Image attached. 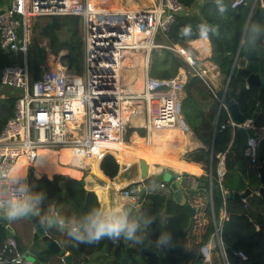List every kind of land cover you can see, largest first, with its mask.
Returning <instances> with one entry per match:
<instances>
[{
	"label": "built area",
	"instance_id": "2783aa9c",
	"mask_svg": "<svg viewBox=\"0 0 264 264\" xmlns=\"http://www.w3.org/2000/svg\"><path fill=\"white\" fill-rule=\"evenodd\" d=\"M0 5V50L11 59L22 58L0 68V90L7 88L11 95H0V100L13 98V114L0 131V177L11 176L15 171L25 173L26 182L35 191V180L45 175L36 173V167H45L44 152L60 157L68 150L73 166L100 161L106 154L114 155L118 168L143 159L148 168L165 166L172 170L171 181L177 180L183 188L197 189L199 178L207 180L211 191L217 183L222 197V210L218 220L212 210L213 238L222 257L227 260L223 241L224 224L228 219L229 192L222 186L224 171L213 173L212 168L199 170L194 164L176 160L178 165L148 163L136 149L150 156L156 132L175 130L189 132L181 112V92L188 73L198 76L215 95L208 81V70L201 66L191 50L170 37V28L178 14L186 7L178 0H4ZM245 0H232L231 7ZM50 16H75L81 19L83 63L81 74L70 71L60 62L44 69L41 77L31 78L27 57L31 43V26L34 20ZM170 50L184 62L173 77L154 78L150 75L151 53ZM128 70L127 76L124 71ZM131 70L141 72V88L126 87L135 82ZM218 98L219 108L227 118L215 130L229 128L232 134L228 147L219 153L223 164L225 154L235 142L237 128L253 130L243 148V157L249 167L257 168L258 144L264 138V128L255 130L252 119L235 121L225 104V93ZM215 97H217L215 95ZM143 119L145 136L142 148L131 145L125 138V128L131 116ZM130 121V122H129ZM129 126V125H128ZM129 153V154H128ZM76 162H79L77 164ZM58 163L64 164L58 159ZM181 163H185L184 166ZM169 182L157 180L153 174L118 188L124 198H137L143 204L148 196L171 198ZM13 183L0 180V192L12 195ZM235 192H231L233 196ZM244 200V199H243ZM135 204V205H136ZM244 205V204H243ZM245 206V205H244ZM1 223V222H0ZM212 261L211 244L202 247ZM237 255L246 260V255ZM0 264H32L21 255L12 236L0 245Z\"/></svg>",
	"mask_w": 264,
	"mask_h": 264
},
{
	"label": "trees",
	"instance_id": "16d2710c",
	"mask_svg": "<svg viewBox=\"0 0 264 264\" xmlns=\"http://www.w3.org/2000/svg\"><path fill=\"white\" fill-rule=\"evenodd\" d=\"M186 8L197 7V12L187 16L177 15L174 23L170 28V37L173 41L179 42L186 46V41L194 40L198 37L197 29L199 25H207L210 28L208 38L212 43L211 58L216 62L219 69L229 76L225 96H228L238 107L242 116L250 119L257 104H260L261 110L252 120L255 130L264 128V76L262 74V62L264 61V0H249L237 7H231L232 0H202L197 4L196 0H178ZM220 8H226V11H219ZM78 18L75 16H50L44 21H39V18L34 20L31 26V34L33 41L29 45L27 63L31 72L32 79H38L44 72V59L46 55L45 46L40 44V40L46 41V46L49 47L47 52L57 56L60 50L68 52L61 56L63 65L70 71L76 74H81L83 63V39L79 28ZM191 26L193 29L192 38L182 34V30L186 26ZM256 26L260 27V32L255 31ZM64 33L62 35L61 33ZM248 53L251 57L246 55ZM237 55V58L235 57ZM47 59V56H46ZM240 62L241 65H249L250 72L260 75V83L257 85H248L246 80L235 74L232 67ZM15 62L0 50V68L5 65H11ZM184 68V62L174 52L170 50L153 51L151 53L150 75L154 78H169L173 77L177 71ZM235 69V67H234ZM128 71H124V76H127ZM197 85L195 89L207 93L205 99L210 98L209 112L200 113V128L192 127L191 111L188 107L181 104V112L184 115V120L189 127H192L198 138L208 145L212 143V158L214 167L218 158L216 154L222 153L228 147L232 134L229 128L222 131L217 130L212 142L213 124L217 125L224 123L227 114L219 108V101L207 91L206 84L195 75L188 73L185 86L188 88ZM13 98L0 100V131L5 122L13 114ZM219 111V112H218ZM131 128H127V133ZM237 134V133H236ZM139 148L142 147V139L136 138ZM238 137L235 136V142L225 154V165L229 169L233 168L234 163L230 160L235 158L236 162H240L238 168L246 165L244 174L245 180H248V186L252 191H257L260 186V180L255 182L253 186L251 176H258L257 168L249 167L246 163H241L237 151ZM191 159V157H188ZM188 159V160H189ZM233 162V161H232ZM230 163V164H229ZM56 164V163H55ZM263 169L264 162L260 163ZM99 169L106 177H113L118 172V164L113 154H106L99 161ZM61 167L54 168L53 173L60 172ZM215 173L214 170H212ZM244 171V170H243ZM229 176V173H228ZM231 176L235 182L241 184L244 181L239 178L233 170ZM231 177V178H232ZM241 179V180H240ZM227 176L224 174L222 186H227ZM231 179V181H234ZM205 186L198 185L195 190H186L185 199L195 209L194 229L191 233L185 230L182 219L179 217L171 218L170 226L164 230L172 235V254L162 256L154 244L146 243L144 246L136 245L140 250L127 256L124 251L123 240L118 242L109 240L107 248L114 260H108L107 264H149L145 259H149L152 264H158L156 257H160L162 264H170L165 262V258H171L173 264H193L197 261L201 249L204 246L211 244L213 249L212 264H223L222 257L219 253L217 245L213 238V220L214 217L218 220L223 207V201L220 194V188L217 183L212 184L210 191L205 180ZM243 184H241L243 186ZM238 186V187H242ZM68 195V198H62L71 204V213L76 218L82 217L88 210L99 208V205L92 192L85 190L82 180H77L69 177H64L61 174H55L51 179L43 175L35 180V191L43 192L45 199L42 204H49L56 199L59 193ZM264 193V183H263ZM227 202L231 201L230 197L226 198ZM248 210L237 213L228 210V219L224 224L223 241L227 260L229 264H264V199L258 194L252 193L245 201ZM175 205L171 198L153 195L148 201H145L141 206L139 216L143 219L146 215L156 214L158 222L153 224L150 229V241H155L162 228V216L171 214L170 208ZM177 205V204H176ZM179 206V205H178ZM181 209L182 207L179 206ZM228 207V205H227ZM228 209V208H227ZM137 213L134 211L129 214L134 217ZM172 223V224H171ZM172 225V226H171ZM162 228V229H161ZM9 236L8 231L0 223V245ZM71 240V241H70ZM70 246L68 250L76 253V250L71 245L74 240L70 238ZM94 245V244H92ZM110 249V250H109ZM67 250V251H68ZM242 251L246 255V260H242L237 252ZM145 252L146 254L144 255ZM159 252V253H158ZM141 253V255H140ZM139 255V256H138ZM48 259V254L41 255L39 260L43 263ZM84 264H89V260L85 259Z\"/></svg>",
	"mask_w": 264,
	"mask_h": 264
},
{
	"label": "crops",
	"instance_id": "0c3cea01",
	"mask_svg": "<svg viewBox=\"0 0 264 264\" xmlns=\"http://www.w3.org/2000/svg\"><path fill=\"white\" fill-rule=\"evenodd\" d=\"M197 4H200L202 0H196ZM249 0H246V2H248ZM256 2V0H253V4ZM197 12V7L193 8V7H189L186 8L183 12H181L179 15L182 16H187L191 13ZM46 43V42H45ZM186 47H188L191 52L197 57L199 63L201 66H204L207 68L208 70V81L210 83L211 88L213 89L214 93L216 96H221L225 90L226 87V81L228 78H230L229 76H226L218 67V65L216 64V62H214V60L211 58L212 55V43L210 41V39L208 37H198L194 40H190V41H186ZM46 50V49H45ZM50 50V49H48ZM48 50H46V55H45V60H44V69L46 68H50L47 66L46 63V56H47V52ZM51 51V50H50ZM68 52V50L66 49V53ZM64 54H62L61 56H63ZM51 57V56H50ZM49 57V59H50ZM237 58V55L235 56ZM59 62V59L57 60ZM55 65V64H54ZM249 65H241L239 60L237 62V64L235 66L232 67V70H234L235 74L236 71L239 69H244ZM235 67V69H234ZM262 74L264 76V61L262 62ZM250 69V68H249ZM130 72V78L132 80H136L135 82H131L128 83L129 85L133 86L134 88H141L142 85V78H141V72L139 70H131ZM258 76L259 79V83H260V75L256 74ZM248 84V83H247ZM249 85V84H248ZM197 87V85H193L191 87H187L184 84V88L181 92V104L188 107V111H191V125L192 127H196V128H200L201 124H200V113L202 112H209V104H210V98H208V101L205 99L206 96V92L204 91L203 95L201 92H198V89H195ZM206 88L208 89L207 91H209V93L212 94L211 90L209 89L208 86H206ZM10 93V94H9ZM8 95H11L13 92L9 91ZM7 95V96H8ZM213 95V94H212ZM215 95H213L215 97ZM216 98V97H215ZM261 110V107L259 109V111ZM259 111L257 112V114L259 113ZM219 112V111H218ZM256 114V115H257ZM183 115V114H182ZM184 117V115H183ZM139 116H131V122L128 123V125H126L125 128V138L126 141H128L131 145L138 147L139 145L137 143L136 138L142 139V143L144 140V136H145V131L143 129V119L140 118V121H136L138 120ZM192 127H189V132L188 133H182L179 131H175V130H164V131H159L155 133V136L157 137H163L165 135V133L170 132V135H168V140H166V144L168 145L167 148L165 150H158L157 148H154L155 150L158 151V156L157 155H153L150 156L148 154H145L142 150L138 151L136 149L135 154L140 155V156H144L146 159H148V163H152L154 161L156 162H160L162 164H170L172 166H176L178 165L176 163V160L178 161H182L188 164H194V166L196 168H198L199 170L201 169H209V167L212 168V170H214L215 172L217 171H224V174L226 173L227 176V186L225 189L229 192V196L231 198V201L228 202V210L237 212V213H241L245 210V206L235 200L233 198V196H231V192H237L238 194H241L242 192H244V190L246 188L251 189L247 184L248 180H245L244 174L246 172L245 168L246 165L243 166V170L239 167L240 162H236L235 158L232 159V161L230 160V163H234L233 168L227 169L225 162H223V164L220 162V160L218 159L217 164L213 167L212 163H213V158H212V143H210V145H208L207 143H205L204 141L200 140L197 136V134L195 133V131L193 130ZM216 123L214 122L213 124V133H212V142H213V138L215 137V130H216ZM127 128H131L130 132L127 133L126 129ZM249 133H253V130H249ZM237 133V134H236ZM235 133V136L237 135V137H239L238 132ZM154 136V137H155ZM142 148V147H140ZM129 154V153H128ZM219 154V153H218ZM218 154H216V157L218 158ZM44 155L47 158V162L45 167L39 165L36 167V173H40V172H45V176L49 179H51L53 177V175H55L53 173L54 168L57 166L61 167V171L60 172H55V173H66L67 176L69 178H73V179H77L80 180L83 178V180H85V178H88V180L91 182L93 181V177L89 176L92 170V162L89 164H85L80 166H73L70 164L71 157L69 154L68 150H62L60 152V157H56L54 152H44ZM188 157H191V159H189ZM240 157V156H239ZM241 158V157H240ZM58 159L62 160V162L65 163V165L58 163ZM189 159V160H188ZM241 163H246V159L244 157L241 158ZM56 163V164H55ZM77 164H79V162H76ZM185 163H181L184 166H187ZM229 163V164H230ZM123 166V165H122ZM160 169V167L154 166V167H149L147 172L148 174H153L155 172H157V170ZM233 170L235 171V173L238 175L239 178H242L243 182H240L241 184H243V186L237 182H235L234 178L231 176V174L233 173ZM51 171V175H48L49 172ZM121 167L118 168V172L115 176L109 178L103 175L102 171L99 169V161L95 162V176L96 178L99 179L100 182H106V183H112L115 180L117 181L120 177H121ZM172 171L171 174L168 177V180L166 182L171 181V176H172ZM229 173V176H228ZM244 173V174H243ZM66 174H61V175H66ZM232 177V178H231ZM140 179V178H139ZM138 179V180H139ZM231 179H233L234 181H231ZM241 180V179H240ZM253 186L255 185L256 181H259V177L252 175L251 179ZM204 184V185H203ZM205 179L200 177L199 178V185L200 186H205ZM126 186V185H125ZM123 186V187H125ZM238 186H242L241 188ZM182 188V186H180ZM84 188L85 190L92 192L98 205H99V209H104V207L108 204H110L108 202V200L111 198L112 194H111V190L107 193V192H102V187H97L95 186L93 189H89V185L84 181ZM120 188V187H118ZM186 190H191L189 188H183V192L185 194ZM252 190V189H251ZM258 190V189H257ZM62 192L64 193L65 191L62 190ZM97 192H100V194H97ZM252 193L257 194V191H252ZM101 198V200H99ZM117 198L119 201V205L120 207H123L125 209V211H127L129 214H132L134 211H136L137 215H135L134 217L136 218H140L139 213L141 211V205L136 204L137 198L135 199V203H130V202H121L120 198L121 196L118 194V189H117ZM150 198V196L147 197L146 201H148V199ZM246 201V199H245ZM64 202V203H62ZM136 204V205H135ZM52 203L47 204V215H51L52 214ZM60 205V206H59ZM71 204H69V202H67L66 200L61 199V201L58 202V206H57V213H59L61 216L63 217H74V215L70 212L67 211V208H69ZM177 206V207H176ZM140 208V210H139ZM170 212L171 214H165L162 216V228L163 231L166 229H168V227L170 226V222H171V218H176L179 217L182 219L183 222V226H187L188 223V216L187 213L183 210V208L181 209L178 205H172L170 208ZM142 220V219H141ZM16 223L18 224V230L19 233H17V230L14 231L16 234H19L22 238L24 242H27L29 240V238L32 236V226L28 228L23 224V219H17L15 220ZM13 227V225H12ZM161 228V229H162ZM48 231L50 233H52L54 235V237L60 241L61 246L63 248L64 254L65 253H71L72 254V261L74 262V264H84L85 263V259H102L104 256H106V258L109 259V257L111 256L109 251H107L108 247H109V239H103L98 243H95L94 245L92 244H77L75 241H73V243L71 244L74 249L76 250V253H74L73 251L68 250V247L70 246V237L63 231L56 229V228H48ZM70 240V241H69ZM112 241V240H110ZM115 242H118L115 241ZM68 250V251H67ZM110 250V249H109ZM115 258V257H114ZM111 260H114L113 258ZM193 264H212V261L209 260V256L206 255L205 253L202 254V250L201 253L199 254V257L197 259L196 262H194Z\"/></svg>",
	"mask_w": 264,
	"mask_h": 264
},
{
	"label": "water",
	"instance_id": "95a60500",
	"mask_svg": "<svg viewBox=\"0 0 264 264\" xmlns=\"http://www.w3.org/2000/svg\"><path fill=\"white\" fill-rule=\"evenodd\" d=\"M1 12L2 10H0V13ZM246 55L248 57H251L248 53H246ZM236 75L244 78L246 82L251 86L259 84L258 76L250 72L249 66H247L244 69L237 70ZM224 102L227 105L230 114L235 121L241 123L246 120V118L242 116L237 105L228 96L225 97ZM259 109H260V104H257L255 111L253 112L250 119L252 120L254 119ZM237 132L239 134V137L236 147L239 156L242 158L244 144L246 142L247 136L249 135V132L248 130L242 127L237 128ZM258 150H259L258 162L260 164L261 162H264V138L259 141ZM95 162H96L95 160L92 161V170L89 175L93 177V181L90 182L88 178H85V180H83L82 178L80 180H82L83 183L85 181L89 185V189H93L95 186H97V187H102L103 193L104 192L108 193L111 190L110 192L112 196L108 200L110 204H108L107 207L105 206L104 209L120 206L117 198L118 187H123L129 183L137 181L140 177L145 178L147 176L148 165L143 159H141L139 162H134L132 164H126L121 166V171H122L121 177L117 181L115 180L112 183L100 182L99 179L96 178L95 176ZM257 172L260 180V186L257 190V194L262 199H264V193H263L264 176H263V169L260 165L257 167ZM63 176L68 177L67 175H63ZM169 185L173 190L171 199L177 205L181 206L183 210L187 213L188 223L185 230L191 233L194 229L195 209L190 203L186 201L185 194L183 192V189L180 187L179 181L177 180L170 181ZM97 194H100V192H97ZM251 194H252V190L246 188L244 192H242L241 194L235 192L233 194V198L244 204L245 210L247 211L248 206H246L245 204V199ZM62 198L67 199L68 195L64 193H59L57 195L56 199H54L53 201L51 215H55L57 213L58 202L61 201ZM99 200H101V198ZM120 201L130 202L132 204L135 203L134 198L121 197ZM39 212L40 215H33L32 217L24 218L30 221L33 228L31 241H27L24 244L20 240L18 234L15 233L9 220L0 217V222L8 231L9 235L12 236V238L14 239L18 252L21 255H23V257L26 260L31 261L32 264H74V262L72 261V254L71 253L64 254L60 241L57 240L54 237V235L48 231V227H46L45 224L42 223L43 217L45 216V212L43 211V209H40ZM123 244L125 246L124 251L127 256H131L133 253L138 252L140 250L138 247L134 246L131 242H127L123 240ZM44 254H48V259L46 262L42 263L39 260V257Z\"/></svg>",
	"mask_w": 264,
	"mask_h": 264
},
{
	"label": "clouds",
	"instance_id": "9594fccd",
	"mask_svg": "<svg viewBox=\"0 0 264 264\" xmlns=\"http://www.w3.org/2000/svg\"><path fill=\"white\" fill-rule=\"evenodd\" d=\"M220 8L219 11H226ZM260 27L256 26L255 31L260 32ZM210 28L207 25H199L197 35L208 37ZM183 35L192 38L193 29L186 26L182 30ZM25 173L15 171L11 176L0 177L8 179L13 183L12 195L0 192V217L9 221L20 218H29L33 215H40L38 208L45 199V194L39 191H31L26 182L21 183ZM158 222L156 214L146 215L142 220L130 217L123 207L99 209L92 208L82 217H63L59 213L55 215H45L42 223L48 228H57L65 232L77 244H95L103 239L112 241L125 240L136 245L144 246L152 243L157 249L168 248L172 245V235L169 232L161 231L155 241H150L151 226Z\"/></svg>",
	"mask_w": 264,
	"mask_h": 264
},
{
	"label": "rangeland",
	"instance_id": "374dc122",
	"mask_svg": "<svg viewBox=\"0 0 264 264\" xmlns=\"http://www.w3.org/2000/svg\"><path fill=\"white\" fill-rule=\"evenodd\" d=\"M6 3V1H4V0H0V5L1 4H5ZM46 18H44V17H42V18H39V21H44ZM78 22H80L79 23V28H80V31H81V19H78ZM62 35H64V33L62 32L61 33ZM30 40H31V42L33 41V37H32V34H30ZM46 41L45 40H40V44H42V45H44L45 46V49L46 50H48L49 49V47L48 46H46V43H45ZM63 50V49H62ZM62 50H60L58 53H59V62L63 65V62H62V60H61V55L62 54H66V52L64 51H62ZM49 55L50 54H48L47 55V61H46V63H47V66L48 67H50V65H51V63H58L57 62V57L56 56H51L50 57V59H49ZM14 60H15V62L14 63H21V61H22V58H21V56L19 55L17 58H13ZM45 60V59H44ZM49 61V62H48ZM44 66H45V64H44ZM128 71V70H127ZM131 85H129V84H127L126 85V87L127 88H129ZM132 86H133V84H132ZM8 93H9V89H7V88H4V89H1L0 90V94L1 95H8ZM10 94V93H9ZM157 167H160V169H158L157 170V172H155L154 173V178L155 179H157V180H162V181H167L168 180V177H169V175L171 174V168H169V167H165V166H159V165H157ZM54 174H58V173H54ZM60 174H66V173H60ZM67 175V174H66ZM52 176V175H51ZM62 203H64V202H62ZM60 206V205H59ZM59 206H58V208H59ZM70 207L69 208H67V211L70 213V211H71V209H72V207H71V205H69ZM177 207V206H176ZM10 222V224L11 225H13L14 226V228H15V230H17V233H19V230H18V224L16 223V221H9ZM172 224V223H171ZM172 226V225H171ZM162 231V230H161ZM171 246H173V245H171ZM171 246L170 247H168V248H163V249H159L158 251L162 254V256H165V255H168L169 256V254H172V252L170 251L171 250ZM158 252V253H159ZM144 253V255L146 254L145 252H143ZM140 255H141V253H140ZM139 256V255H138ZM114 256H110L109 257V259L108 258H106V256H104L102 259L100 258V259H90L89 260V264H107V261L109 260H111L112 258H113ZM149 264H152L150 261H149V259H145ZM156 262H158V264H162V260H160V257L158 256V257H156ZM171 262L170 264H173V260L171 259V258H165V260H164V263L165 262ZM168 264V263H167Z\"/></svg>",
	"mask_w": 264,
	"mask_h": 264
},
{
	"label": "bare ground",
	"instance_id": "6f19581e",
	"mask_svg": "<svg viewBox=\"0 0 264 264\" xmlns=\"http://www.w3.org/2000/svg\"><path fill=\"white\" fill-rule=\"evenodd\" d=\"M50 56H53L52 54H50L49 55V57ZM57 57V60H58V58H59V54L56 56ZM46 61H47V59H46ZM49 62V61H48ZM54 64H56V62L55 63H51V65H50V67H53L54 66ZM124 75V74H123ZM1 95V94H0ZM170 133H171V131L170 132H167V133H165V135L163 136V137H156L155 136V138H154V141H153V148H157L158 150H165L166 148H167V142H166V140H168V135H170ZM172 134V133H171ZM158 154V151H157V153H155V155H157ZM158 156V155H157ZM147 160V162H148V159H146ZM48 161V160H47ZM48 175H51V171L49 172V174Z\"/></svg>",
	"mask_w": 264,
	"mask_h": 264
},
{
	"label": "flooded vegetation",
	"instance_id": "af4514ba",
	"mask_svg": "<svg viewBox=\"0 0 264 264\" xmlns=\"http://www.w3.org/2000/svg\"><path fill=\"white\" fill-rule=\"evenodd\" d=\"M40 209H43V211L45 212V215H46V213H47V204H41L40 206H39V208H38V211H40ZM40 213V212H39ZM45 217V216H44ZM43 217V218H44ZM21 219H23L24 221H23V224L28 228V230H29V227H31L32 225H31V223H30V221L29 220H26V219H24V218H21ZM13 228H14V226H13ZM15 229V228H14ZM18 236L20 237V240L22 241V243L24 244L25 242L23 241V238L18 234ZM31 238H32V236L29 238V240L28 241H31Z\"/></svg>",
	"mask_w": 264,
	"mask_h": 264
}]
</instances>
